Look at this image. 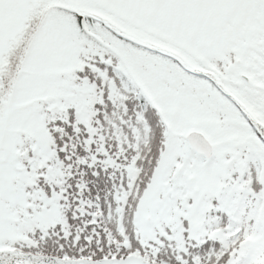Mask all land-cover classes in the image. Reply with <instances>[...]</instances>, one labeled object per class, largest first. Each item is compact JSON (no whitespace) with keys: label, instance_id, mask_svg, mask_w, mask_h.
I'll use <instances>...</instances> for the list:
<instances>
[{"label":"snow or ice","instance_id":"obj_1","mask_svg":"<svg viewBox=\"0 0 264 264\" xmlns=\"http://www.w3.org/2000/svg\"><path fill=\"white\" fill-rule=\"evenodd\" d=\"M0 264H264V0H0Z\"/></svg>","mask_w":264,"mask_h":264}]
</instances>
